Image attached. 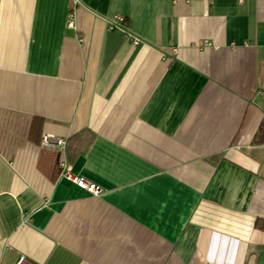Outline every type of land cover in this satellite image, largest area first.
I'll use <instances>...</instances> for the list:
<instances>
[{"label":"crops","instance_id":"obj_1","mask_svg":"<svg viewBox=\"0 0 264 264\" xmlns=\"http://www.w3.org/2000/svg\"><path fill=\"white\" fill-rule=\"evenodd\" d=\"M71 2L0 0V264H264V0Z\"/></svg>","mask_w":264,"mask_h":264},{"label":"built area","instance_id":"obj_2","mask_svg":"<svg viewBox=\"0 0 264 264\" xmlns=\"http://www.w3.org/2000/svg\"><path fill=\"white\" fill-rule=\"evenodd\" d=\"M80 2L81 0H72L71 2V6L68 10L67 17H66V26L69 28L76 27V7L78 3ZM125 24H126L125 18L119 15L109 22V27L110 28H122L125 26ZM138 40H139L138 37H133L134 44H138L139 42ZM66 144H67V139L65 137H59V136L56 137L50 134H44L42 137V141H41V146L43 148L52 149V150H55V149L65 150ZM65 167H67V165H65ZM65 172L69 177L73 178L81 186H84L85 188L87 187L89 190L93 192L99 191L100 187L96 185L95 183L89 182L86 178L84 179V178L73 177L71 176V173L68 170ZM17 264H24V258L21 257V259H19Z\"/></svg>","mask_w":264,"mask_h":264},{"label":"trees","instance_id":"obj_3","mask_svg":"<svg viewBox=\"0 0 264 264\" xmlns=\"http://www.w3.org/2000/svg\"><path fill=\"white\" fill-rule=\"evenodd\" d=\"M255 141L256 142H264V121L263 123L261 124L258 132H257V135L255 137Z\"/></svg>","mask_w":264,"mask_h":264}]
</instances>
